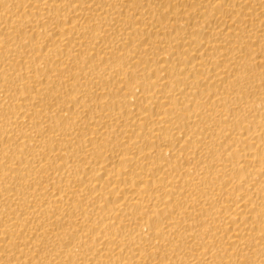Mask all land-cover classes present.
<instances>
[{
  "label": "bare ground",
  "instance_id": "6f19581e",
  "mask_svg": "<svg viewBox=\"0 0 264 264\" xmlns=\"http://www.w3.org/2000/svg\"><path fill=\"white\" fill-rule=\"evenodd\" d=\"M0 264H264V0H0Z\"/></svg>",
  "mask_w": 264,
  "mask_h": 264
}]
</instances>
